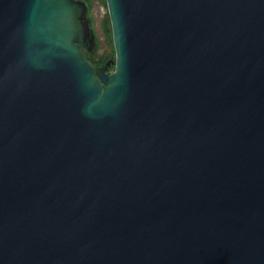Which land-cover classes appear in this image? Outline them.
Here are the masks:
<instances>
[{
	"label": "water",
	"instance_id": "95a60500",
	"mask_svg": "<svg viewBox=\"0 0 264 264\" xmlns=\"http://www.w3.org/2000/svg\"><path fill=\"white\" fill-rule=\"evenodd\" d=\"M0 0V264H264V0ZM114 66V69H110Z\"/></svg>",
	"mask_w": 264,
	"mask_h": 264
},
{
	"label": "rangeland",
	"instance_id": "374dc122",
	"mask_svg": "<svg viewBox=\"0 0 264 264\" xmlns=\"http://www.w3.org/2000/svg\"><path fill=\"white\" fill-rule=\"evenodd\" d=\"M90 4L91 17L94 19V29L98 40V50L88 54V57L101 68L107 61L115 58L112 28L105 0H86ZM100 64H98V63ZM114 66L110 69L112 71Z\"/></svg>",
	"mask_w": 264,
	"mask_h": 264
},
{
	"label": "flooded vegetation",
	"instance_id": "af4514ba",
	"mask_svg": "<svg viewBox=\"0 0 264 264\" xmlns=\"http://www.w3.org/2000/svg\"><path fill=\"white\" fill-rule=\"evenodd\" d=\"M90 5V4H89ZM91 12V10H90ZM89 12V21L91 23V27H92V33H93V43H88V47L86 48V54L88 56L89 53H92L93 51H96L98 50V40H97V35H96V32H95V27H94V19H92L91 17V13ZM95 66V64H93ZM96 69H99L97 68V66H95Z\"/></svg>",
	"mask_w": 264,
	"mask_h": 264
},
{
	"label": "trees",
	"instance_id": "16d2710c",
	"mask_svg": "<svg viewBox=\"0 0 264 264\" xmlns=\"http://www.w3.org/2000/svg\"><path fill=\"white\" fill-rule=\"evenodd\" d=\"M88 59L93 63V61L88 57ZM98 63V62H97ZM94 64V63H93ZM100 64V63H98ZM97 68H99V66L96 64Z\"/></svg>",
	"mask_w": 264,
	"mask_h": 264
}]
</instances>
